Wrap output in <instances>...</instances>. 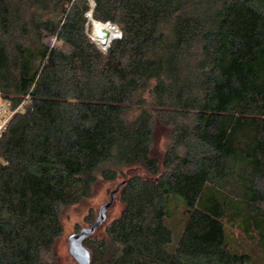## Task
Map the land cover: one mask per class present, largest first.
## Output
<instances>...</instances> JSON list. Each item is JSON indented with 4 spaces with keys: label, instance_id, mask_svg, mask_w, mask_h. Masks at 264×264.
I'll return each mask as SVG.
<instances>
[{
    "label": "trees",
    "instance_id": "obj_1",
    "mask_svg": "<svg viewBox=\"0 0 264 264\" xmlns=\"http://www.w3.org/2000/svg\"><path fill=\"white\" fill-rule=\"evenodd\" d=\"M94 2L0 0V264H61L70 207L116 180L91 264H256L232 234L264 252V0Z\"/></svg>",
    "mask_w": 264,
    "mask_h": 264
},
{
    "label": "rangeland",
    "instance_id": "obj_2",
    "mask_svg": "<svg viewBox=\"0 0 264 264\" xmlns=\"http://www.w3.org/2000/svg\"><path fill=\"white\" fill-rule=\"evenodd\" d=\"M114 25H116V27L118 28V32L119 31L121 32L120 27L117 24H114ZM89 27L90 28L87 31H88L90 38L93 40L92 38L93 21L92 20L89 21ZM93 42L95 41L93 40ZM95 44L100 49H102L98 43L95 42ZM119 181L120 180H116L113 182H109V181L104 182L94 197H92L86 202L70 207L67 216L63 220V234L58 239L57 244H56V250H57V254L59 256V261L61 264H79L77 260L73 257V255L69 252L68 237L72 233L80 230L81 228L89 227L91 225V223L94 221V219L96 218L98 214L100 206L106 203L110 199V191L115 188L116 184ZM173 198L174 199L171 200V217L168 219L167 224L170 228L173 229V237H174L173 242H176L179 238L180 228L184 225L186 221V214L184 211L185 206H184L183 198L178 195L174 196ZM122 207H123V202L121 200L120 193L117 192L114 196L113 204L110 206V208L106 212L107 214L106 219L96 229V231L98 232V229L103 230L107 226L108 223H110L114 218H116L120 214ZM90 214H92L91 219L90 218L88 219V216ZM96 231L90 235V238L92 239L96 238L97 236ZM232 241H233V245H235L237 250L250 252L256 264H264L263 249H261L258 245L254 244L248 238V236L245 235L242 231L236 229V231H234L232 234ZM87 246H88V242H87Z\"/></svg>",
    "mask_w": 264,
    "mask_h": 264
},
{
    "label": "water",
    "instance_id": "obj_3",
    "mask_svg": "<svg viewBox=\"0 0 264 264\" xmlns=\"http://www.w3.org/2000/svg\"><path fill=\"white\" fill-rule=\"evenodd\" d=\"M87 16L89 19H93L92 10H90L87 13ZM116 37L117 36H115L114 38ZM113 39H111V41ZM111 41L108 43V46L110 45ZM123 183L124 181L117 183L115 188L110 191V199L106 203L100 206L96 218L89 227H85V228L83 227L77 232L72 233L68 237L69 252L73 255V257L77 260L79 264H91V250L85 244V240L91 234H93L96 231V229L104 222L107 216L106 212L113 204L114 196L117 193L118 189L120 188L121 184Z\"/></svg>",
    "mask_w": 264,
    "mask_h": 264
},
{
    "label": "bare ground",
    "instance_id": "obj_4",
    "mask_svg": "<svg viewBox=\"0 0 264 264\" xmlns=\"http://www.w3.org/2000/svg\"><path fill=\"white\" fill-rule=\"evenodd\" d=\"M93 21V39L96 43L101 46L102 49L108 46V43L117 35L118 28L116 25L106 22L102 23L100 21H96L94 19H90ZM109 23L110 25H107Z\"/></svg>",
    "mask_w": 264,
    "mask_h": 264
},
{
    "label": "built area",
    "instance_id": "obj_5",
    "mask_svg": "<svg viewBox=\"0 0 264 264\" xmlns=\"http://www.w3.org/2000/svg\"><path fill=\"white\" fill-rule=\"evenodd\" d=\"M93 1V2H92ZM90 4L92 5V7L94 6L95 2L94 0H90ZM122 34L121 32L119 31L117 37H121ZM116 37V38H117ZM93 38V37H92ZM94 40V39H93ZM107 49L106 47L103 49L105 50ZM28 98V97H27ZM27 98L23 101V104H26L28 102ZM0 110L1 112L3 113L2 114V117L0 118V135H1V132L2 130L4 129V127L6 126L7 124V121L9 119V117L14 113V109H11L9 106L5 105L4 103H1L0 105ZM7 115V116H6Z\"/></svg>",
    "mask_w": 264,
    "mask_h": 264
}]
</instances>
